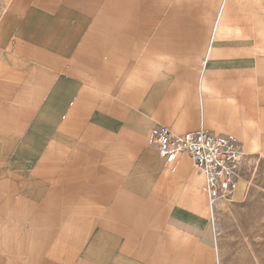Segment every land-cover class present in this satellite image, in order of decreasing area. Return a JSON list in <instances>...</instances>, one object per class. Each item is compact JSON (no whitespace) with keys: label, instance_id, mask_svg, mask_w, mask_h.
Instances as JSON below:
<instances>
[{"label":"crops","instance_id":"obj_1","mask_svg":"<svg viewBox=\"0 0 264 264\" xmlns=\"http://www.w3.org/2000/svg\"><path fill=\"white\" fill-rule=\"evenodd\" d=\"M161 127L264 156V0H0V264H219Z\"/></svg>","mask_w":264,"mask_h":264},{"label":"rangeland","instance_id":"obj_2","mask_svg":"<svg viewBox=\"0 0 264 264\" xmlns=\"http://www.w3.org/2000/svg\"><path fill=\"white\" fill-rule=\"evenodd\" d=\"M219 264H264V156H243L236 190L216 207Z\"/></svg>","mask_w":264,"mask_h":264},{"label":"built area","instance_id":"obj_3","mask_svg":"<svg viewBox=\"0 0 264 264\" xmlns=\"http://www.w3.org/2000/svg\"><path fill=\"white\" fill-rule=\"evenodd\" d=\"M157 153L166 163L181 155L192 161L204 177L203 192L211 208L234 193L238 164L244 153L232 139H219L204 129L194 133L176 134L161 127L154 140Z\"/></svg>","mask_w":264,"mask_h":264}]
</instances>
